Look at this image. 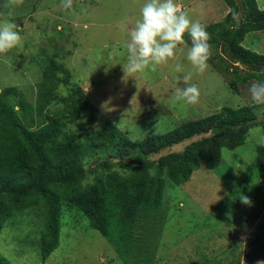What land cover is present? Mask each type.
Listing matches in <instances>:
<instances>
[{
    "label": "rangeland",
    "instance_id": "1",
    "mask_svg": "<svg viewBox=\"0 0 264 264\" xmlns=\"http://www.w3.org/2000/svg\"><path fill=\"white\" fill-rule=\"evenodd\" d=\"M254 2L257 9L264 10V0ZM142 3L143 0H72V7L66 9L61 0H0V20L15 23L21 36L16 47L0 54V90L12 87L33 105L37 84L42 80L40 66L47 58H55L68 72L58 73L63 82L55 97L68 94L69 86H64L68 80L84 90L89 104L87 116L79 120L87 130H80L78 123L67 126L79 140L89 132L114 125L132 142H138L223 107L256 104L248 92L256 81L237 84L224 78L211 57L212 44L209 67L203 73L192 69L185 58L191 46L187 33L167 63L155 71L122 79L127 57L124 44ZM176 3L180 10L205 25L208 43L229 11L224 0ZM240 44L264 55V30L246 34ZM177 63L182 65V73L175 71ZM188 72L193 73L189 83L200 90L196 104L174 99L176 77ZM179 84L183 86V81ZM61 108L57 101L49 105L52 111ZM257 116L258 120L264 119V105ZM197 139L185 140L158 154L130 159L134 163L141 159L156 162L160 156L179 152ZM263 144L261 126H253L241 146L220 150L216 169L201 165L181 185L164 179L158 219H146L140 226L146 240L141 243L148 249L131 257L130 264H264V180L257 176L254 166L256 148ZM111 157L109 152L101 153L86 159L85 166ZM93 178L94 174L88 175L87 182H93ZM244 197L249 203L243 202ZM59 211L58 245L46 259H41L37 242L43 221L38 230L32 210L4 222L0 231L1 255L10 264H126L111 243L90 228L82 214L64 207Z\"/></svg>",
    "mask_w": 264,
    "mask_h": 264
},
{
    "label": "trees",
    "instance_id": "2",
    "mask_svg": "<svg viewBox=\"0 0 264 264\" xmlns=\"http://www.w3.org/2000/svg\"><path fill=\"white\" fill-rule=\"evenodd\" d=\"M224 1L229 11L209 42L213 61L224 78L234 83L264 80V55L240 44L246 34L264 30V10L257 9L254 0ZM43 62L33 105L12 87L0 90V231L5 221L32 210L38 230L43 221L37 241L42 260L58 245L59 210L64 207L82 214L90 228L130 264L131 257L148 249L141 243L145 239L140 226L146 219H158L164 179L181 185L201 165L216 169L220 150L241 146L253 126L260 125L264 135V119L257 116L261 105L254 104L223 107L138 142H132L114 125L89 132L79 140L67 126L78 123L80 130H87L79 123L88 114L86 94L78 84L66 80L68 94L56 98L57 87L63 82L58 73L68 72L53 57ZM54 101L62 108L50 110ZM194 137L199 139L179 152L160 156L156 162H128L133 156L158 154ZM105 152L112 155L108 161L85 166L86 159ZM254 166L257 176L264 180V144L256 148ZM90 174L94 178L88 183ZM0 264H10L1 253Z\"/></svg>",
    "mask_w": 264,
    "mask_h": 264
},
{
    "label": "clouds",
    "instance_id": "3",
    "mask_svg": "<svg viewBox=\"0 0 264 264\" xmlns=\"http://www.w3.org/2000/svg\"><path fill=\"white\" fill-rule=\"evenodd\" d=\"M63 8H71L72 0H61ZM187 33L191 46L186 60L196 73H203L208 67L209 35L204 24L193 19L187 11L180 10L176 0H143L129 39L124 44L127 51L126 63L122 69L125 77L144 71H155L157 66L167 63L174 57L178 44L184 41ZM21 42L17 26L11 20H0V54L6 53ZM175 71L182 73V65L177 63ZM192 72L176 77L177 87L174 99L184 104L199 102L200 90L189 83ZM183 81V86L179 82ZM248 92L254 103L264 105V80L253 82ZM244 203H249L247 197Z\"/></svg>",
    "mask_w": 264,
    "mask_h": 264
},
{
    "label": "water",
    "instance_id": "4",
    "mask_svg": "<svg viewBox=\"0 0 264 264\" xmlns=\"http://www.w3.org/2000/svg\"><path fill=\"white\" fill-rule=\"evenodd\" d=\"M114 162L116 161V162H118L119 160L118 159H114L113 160ZM128 162H133L132 160H129Z\"/></svg>",
    "mask_w": 264,
    "mask_h": 264
}]
</instances>
